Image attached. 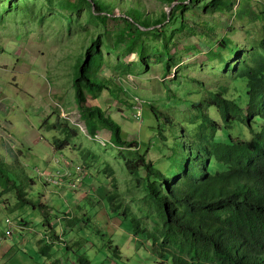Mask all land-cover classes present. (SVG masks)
<instances>
[{
    "label": "rangeland",
    "instance_id": "obj_1",
    "mask_svg": "<svg viewBox=\"0 0 264 264\" xmlns=\"http://www.w3.org/2000/svg\"><path fill=\"white\" fill-rule=\"evenodd\" d=\"M15 1L2 0V5L8 8ZM65 1L71 12L74 5H79L78 0ZM207 1V7L201 3L191 12L185 9V22L180 15L167 22L172 9H168L170 4L164 0H115L114 8L111 7L113 14L107 10L111 17L103 25L86 20L91 17L92 7L75 14L56 7L59 10L47 8L33 14L9 13L0 17V160L5 164L3 168L17 187H21V192L34 180L29 198L35 204L41 199L49 203L56 215L51 216V221L62 219L73 208L71 219L82 220L76 226L73 223L67 226L66 218L58 228L45 229L39 210L19 209L17 193L12 191L8 195L0 187L3 189L0 236L8 231V220L17 223L23 219L28 226L25 236L31 241L28 252L32 253V264H76L75 254L64 250L74 239L83 240L85 256L92 264H173L168 253L160 258L162 239L153 245L142 233L135 235L131 223L122 216L125 208L132 214L149 215L150 221L145 223L161 238L164 236L163 217L154 203L141 205L133 198L128 205L119 202L123 198L118 196L131 197L128 186L132 190L131 177L118 156L120 148L110 140L111 133L95 120L96 138L89 140L71 87L89 41L98 38L99 43L93 48L102 53L101 59H95L100 67H92L90 74L97 82H106L109 89L102 90L97 99L88 96L87 105L101 111L103 118L109 116L116 121L126 139L139 140L141 153L146 151L147 160L158 169L174 170L176 164L184 167V156L192 149L196 151L200 144V139L189 133L191 117L201 122L196 111L193 113L191 102L205 100L208 104L210 91L224 90L226 98L235 100L243 110L247 107V82L234 76L233 63L237 57L225 48L220 49V40L229 43L230 48L238 46L248 51L258 47L264 38V21L258 18L264 0ZM155 22L161 24L153 25ZM160 25L162 32L158 33ZM104 32L110 33L101 34ZM130 37L134 42L140 37L133 51L140 52L143 48L145 57L141 58V53L126 55ZM113 43H118L119 47L111 45ZM124 67L128 73L123 72ZM117 89L118 92L112 93ZM122 94L123 100H120ZM151 107L174 119V127H167L162 138L157 135V125L162 119H156ZM57 111L63 121L77 129V136H81L73 140L72 146L75 144V148L90 149L96 154L94 164L88 167L87 160L81 173L76 169L85 162L81 153L69 147L54 150L53 137H61L63 133L46 126L55 124ZM207 114L222 126L217 140L226 141L231 136L244 141L253 139L249 127L239 119L225 126L215 107L211 106ZM46 121L47 125L41 128ZM261 125V122L253 123L252 127L258 132ZM184 134L189 141L181 137ZM166 157H169L168 165ZM46 171L54 175V182L64 178L82 181L74 187L75 192L50 186L48 190L52 195L47 196L45 178L40 176ZM141 175L145 176L143 170ZM112 178H116L117 189L112 187ZM44 197L49 200L45 201ZM111 197H116L115 203H110ZM121 204L123 206H119ZM18 234L15 232L14 237ZM45 236L52 240L58 236L59 240L54 241L51 248L52 255L34 254ZM170 250L169 246L165 247V251ZM56 258L60 261H55ZM9 260L8 256L2 264Z\"/></svg>",
    "mask_w": 264,
    "mask_h": 264
},
{
    "label": "trees",
    "instance_id": "obj_2",
    "mask_svg": "<svg viewBox=\"0 0 264 264\" xmlns=\"http://www.w3.org/2000/svg\"><path fill=\"white\" fill-rule=\"evenodd\" d=\"M78 1L79 5H74L75 9L71 12L65 0H59L56 4H52L54 0H16L15 4L10 3L8 8H5L0 0V17L8 16L9 13L16 15L21 12H30L33 14L34 11H43L47 8L50 10L60 8L64 12L69 10V14L70 12L75 14L80 9L89 10L94 6L91 17H86V20L103 25V22L111 17L107 10L110 9L113 14L111 7L114 8L116 3L115 0H110V2L106 0ZM164 1L170 6L174 3L167 22L170 18L174 19L179 15L185 22L183 18L185 9L191 12L194 7H200L201 3H205V7L208 6L207 0ZM96 14L100 16H95ZM258 18L264 21V8ZM113 19L118 20L116 17ZM159 24L161 23L155 22L153 25ZM158 27L161 30L158 33L162 32V25ZM262 30L264 33V24ZM108 33L110 32L101 34ZM121 36L123 38L124 33ZM139 39L136 42L131 37L127 40L130 46L128 52L125 51L128 53L126 55L141 53V58L145 57L143 48L140 52L133 51ZM98 43V38L89 41V47L79 60L80 67L75 74L71 88L88 131L93 134L95 120L102 128L110 131L114 144L121 148L118 156L124 161L131 177L129 183L132 185V190L128 186L127 191L131 193V197L125 199L123 195L118 196L119 199L123 198L119 202H125L124 205H128L136 199L141 205L154 203L158 211L159 208L163 210L164 236L160 245L162 250L160 258L163 259L165 253H168L173 264H264V38L257 44L258 47L248 51H242L238 46L230 48L229 43L220 40V49L225 48L237 57L233 63V69L236 70L234 76L247 82V107L243 110L235 100L226 98L227 91L224 90L210 91L208 104L205 100L197 103L191 102L192 111L193 113L196 111L201 122L191 117L189 133L194 134V138L200 139L199 147L196 151L192 149L189 155L184 156L186 159L184 167L176 164L174 170L165 169L164 171L158 170L154 163L147 160L146 151L141 153L139 140H125L122 137V128L116 121L109 116L103 118L101 111L99 113L98 109L87 105L88 96L97 99L102 90L109 89L106 82H97L90 74L92 67L96 69L100 67L97 61L101 59L102 53L93 48ZM111 45L119 47L118 43ZM150 50L151 48L147 52ZM86 59H88L87 63H85ZM149 59L148 54V65ZM171 67L169 65V68ZM123 72L128 73L125 67ZM87 75L93 80L88 79ZM113 92H118V89L112 90ZM123 96V94L120 95L119 99L123 100ZM211 106L222 115L225 126L232 125L236 119L248 126L253 139L244 141L231 136L226 141L217 140L222 126L208 116L207 110ZM151 110L156 119L158 117L162 119V122L157 125L159 130L157 135L162 138V133L167 127L171 129L174 127V119L158 113L153 107ZM55 117H53L56 120L55 124L46 126L51 131L62 130L61 137H53L54 149L63 151L69 147L72 151L81 153L85 160L80 165L81 168L87 164V160L95 161L96 154L94 155L92 150L86 154L85 150L75 148V144L74 147L72 146L73 140L79 138L77 129L60 118V111H57ZM260 122L262 125L256 132L252 124ZM47 123L48 121L44 122L41 128ZM181 137L187 138L186 134ZM186 141H189V138ZM178 146L184 151L180 144ZM166 158L168 165L170 164L169 157ZM4 165L0 160V179L3 184L0 187L7 191H15L20 201L18 206L24 209L27 207L25 199H28V192L27 190L20 191L21 187H17L16 182L7 174L6 168H3ZM141 170L145 173L144 177L141 175ZM34 185L33 180L29 188ZM112 187L118 188L116 178H112ZM131 198H133L132 201H130ZM109 201L111 204L115 203L116 197H111ZM127 213L128 211L124 215ZM80 222L82 220H76L73 225L76 226ZM150 238L154 243L159 240L153 233L150 234ZM58 240L57 236L52 242ZM72 241L73 244L65 245L64 250L75 254L77 264H92L91 260L85 256L83 240L74 239ZM167 246L171 248L170 251H165ZM51 248V245H47L46 250L42 248L40 251L43 253L44 250ZM115 251L117 252V249Z\"/></svg>",
    "mask_w": 264,
    "mask_h": 264
},
{
    "label": "clouds",
    "instance_id": "obj_3",
    "mask_svg": "<svg viewBox=\"0 0 264 264\" xmlns=\"http://www.w3.org/2000/svg\"><path fill=\"white\" fill-rule=\"evenodd\" d=\"M90 1V0H89ZM92 5V4H91ZM94 10V6L92 7V11ZM100 14H103V13H100ZM133 55V54H132ZM87 61H88V59L85 61V63H87ZM76 102V101H75ZM137 108V110H140L141 108H138V107H136ZM140 113H141V111H140ZM142 115V114H141ZM79 116H80V120L81 121H84L83 119H82V115H81V111H80V109H79ZM143 118V117H142ZM85 122V121H84ZM95 128V127H94ZM84 130H85V132H86V135H87V137L89 138V140H93L94 138H96V134H97V129H94V132H93V134H91L89 131H88V128H87V124H86V122H85V127H84ZM55 132V131H54ZM110 132V131H109ZM124 131H123V129H122V137L125 139V140H129V141H132L131 139H126L125 137H124ZM79 137H81V136H79ZM79 139V138H78ZM77 139V140H78ZM110 140L112 141V136L110 137ZM133 140H135V139H133ZM113 144H114V142H113ZM115 145V144H114ZM116 146V145H115ZM119 148V147H118ZM117 148V149H118ZM82 149V148H81ZM55 150V149H54ZM90 149H85V152H86V154H87V152L89 151ZM56 151V150H55ZM84 151V150H83ZM120 151H121V148H120ZM90 163L88 164V167H90V165L92 166L94 163H92V161H89ZM152 162V161H151ZM153 163V162H152ZM83 169H84V167H77V172H79V173H81L82 171H83ZM158 169V168H157ZM158 170H161V169H158ZM41 177H44L45 178V180H46V183H45V186H46V195L48 196V195H52V192L51 191H49L48 190V187H50V186H54V187H56V188H62V189H67V190H70V191H72V192H75L76 190L74 189V187L77 185V183H80L82 180L81 179H77V181L76 182H73L72 180H68L67 178H64V179H62V180H60V179H58V182H54L53 180H52V177L54 176V175H52V174H49L47 171L46 172H43L41 175H40ZM32 187V186H31ZM1 190H3V189H1L0 188V198L2 197L1 196ZM5 190V189H4ZM30 191H31V188H27V192H28V195L30 196ZM5 192H7L8 193V195H9V193L10 192H12V191H7V190H5ZM29 196H28V199H25V202H27L26 203V205H27V207L26 208H31V207H33V210H39L42 214H43V217H44V219H43V226H44V228L45 229H49V230H54V229H56V228H58L59 226H61V225H63L62 223V221H65V219L67 218L68 220H69V224L67 225V226H69V225H71L73 222H75L76 220H79V219H71V216H72V214H71V211L73 210L74 211V208L73 209H71L70 210V212H68V213H66L65 215H64V217H62V219H56L54 222L53 221H51L50 219H51V216L53 217V216H56V215H54L53 214V211H52V209H51V207H50V205H49V203L48 202H43L42 201V199H41V201H40V203L39 204H35V203H33L32 202V200H30V198H29ZM43 199H45V201L46 200H49L47 197H44ZM170 203H171V201H170ZM18 205V204H17ZM76 206V205H75ZM74 206V207H75ZM18 208L19 209H23V208H21V207H19L18 206ZM26 208H24V209H26ZM126 211H128V213H127V215H124V213L126 212ZM159 212L162 214V217H163V222H162V224H163V232H164V212H163V210L162 209H160L159 208ZM122 216L124 217V219L126 220V221H129L130 223H131V225H132V231L133 232H135L134 234L135 235H139V234H143V235H145V238H146V240H151V238H150V234H155L158 238H159V240H158V242L162 239L161 238V235H159L158 233H156V231H155V229H151V225H150V227L147 225V223H145V221L146 220H148L149 219V221H150V216L149 215H142L141 213H130L129 212V209L128 208H125L123 211H122ZM85 218V217H84ZM7 224V226L9 227L8 228V231L6 232V234H5V236H4V239L3 240H5V239H10V238H13L14 237V234H15V232H14V230H16L17 229V231L19 232V236L17 235V242L21 245V246H25L26 244H27V240H26V236H25V232L27 231L26 230V228H27V224H25V222H17V223H12L10 220H8V222L6 223ZM16 224H23V226H21V227H16ZM142 224H143V226H142ZM73 228V227H72ZM70 229V228H69ZM138 232V233H137ZM8 234H10V235H8ZM138 237V236H137ZM44 238H46V239H43V240H41L39 243H40V249H42V248H44L45 249V247L47 246V245H51V246H53V243L54 242H50L49 241V239H50V237H44ZM152 242H153V240H151ZM156 243H154L153 242V245H155ZM46 250V249H45ZM44 250V252L42 253V255L43 256H49V255H52V252H51V249L50 250H47V251H45ZM44 253L46 254V255H44ZM56 260H59L58 258H56L55 259V261ZM60 261V260H59ZM77 261V260H76ZM73 264H75L74 262H73ZM77 264V263H76Z\"/></svg>",
    "mask_w": 264,
    "mask_h": 264
},
{
    "label": "crops",
    "instance_id": "obj_4",
    "mask_svg": "<svg viewBox=\"0 0 264 264\" xmlns=\"http://www.w3.org/2000/svg\"><path fill=\"white\" fill-rule=\"evenodd\" d=\"M17 222H24V220L21 219L20 221ZM21 226H23V224L20 225L16 224V227H21ZM14 232H18L17 229L14 230ZM4 236L3 237L0 236V264H2L5 261V258L8 256L10 260L4 264H32L33 262L32 253L31 251L28 252V249H30L29 246L31 244V241L27 238L26 239L27 244L25 246H21L17 242V237L3 240ZM34 254H42L40 248H36Z\"/></svg>",
    "mask_w": 264,
    "mask_h": 264
},
{
    "label": "water",
    "instance_id": "obj_5",
    "mask_svg": "<svg viewBox=\"0 0 264 264\" xmlns=\"http://www.w3.org/2000/svg\"><path fill=\"white\" fill-rule=\"evenodd\" d=\"M174 5V3L170 6V8H168L169 10L171 9V7Z\"/></svg>",
    "mask_w": 264,
    "mask_h": 264
},
{
    "label": "built area",
    "instance_id": "obj_6",
    "mask_svg": "<svg viewBox=\"0 0 264 264\" xmlns=\"http://www.w3.org/2000/svg\"><path fill=\"white\" fill-rule=\"evenodd\" d=\"M8 235H10V234H8Z\"/></svg>",
    "mask_w": 264,
    "mask_h": 264
}]
</instances>
